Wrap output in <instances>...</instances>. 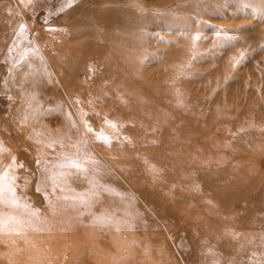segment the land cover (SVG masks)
Listing matches in <instances>:
<instances>
[{"label": "rangeland", "instance_id": "rangeland-1", "mask_svg": "<svg viewBox=\"0 0 264 264\" xmlns=\"http://www.w3.org/2000/svg\"><path fill=\"white\" fill-rule=\"evenodd\" d=\"M209 1L79 2L82 8L103 15L113 11V27H128L134 37L145 40L142 52L149 58L150 71L181 77L180 73L194 70L189 62L204 57L207 61L200 68L219 63L225 80L238 76L240 93L250 96L239 107L234 108L232 102L225 104L223 119L234 118L238 114L235 109L244 111L239 113L241 118L235 117L242 120L238 128L231 131L224 124V132L212 135L214 153L226 156L230 176L238 172L243 199L240 206L233 204L228 209L220 202L205 203L206 212L197 217L212 218L203 230L207 241L203 236L191 239L183 229L171 227L113 169L85 127L77 100L45 56L38 34L44 40H59L74 18H88L80 13L67 15L76 1L32 0L22 4L20 0H0V66L5 71L0 72V264H264V0H232L229 4L225 2L231 0H215L213 7L218 11L212 7L214 1ZM230 28L240 29L239 33ZM224 29L234 37L228 44H222L223 35H216ZM241 53L245 54L244 62L234 67ZM80 74L78 79L82 80ZM222 88L226 89L224 83L209 86L206 97L211 100L215 92L224 91ZM257 110H261L259 117L254 115ZM87 116L101 136L111 138L112 150L119 151L129 141L115 126L100 123L97 112L90 111ZM62 117H68L77 134L75 139L61 131ZM216 117V121L221 119ZM20 129L34 134L24 137ZM15 138L27 142L19 147ZM15 154L17 159L13 160ZM92 156L139 208L129 212L119 208L120 214L115 210L114 215L99 207L91 214L98 195L89 186L91 178L83 166L91 163ZM19 163L24 167H18ZM91 165L96 166L94 162ZM83 206L89 208L86 221ZM105 232L111 243L108 249L102 244ZM194 233L191 229V236ZM224 244L232 245L230 251L224 253Z\"/></svg>", "mask_w": 264, "mask_h": 264}, {"label": "bare ground", "instance_id": "bare-ground-1", "mask_svg": "<svg viewBox=\"0 0 264 264\" xmlns=\"http://www.w3.org/2000/svg\"><path fill=\"white\" fill-rule=\"evenodd\" d=\"M75 1L67 15L74 17L80 13L88 15V18H81V15L74 18L65 31L62 29L64 32L58 36L59 40H44L41 34L37 37L53 70L68 88L70 96L77 100L78 112L91 127L92 131L89 133L97 150L131 186L142 202L150 206L161 219L171 227L176 225L183 229L191 239L193 236L196 239L203 236L208 241L203 230L212 218L203 220L197 217L199 212H206L205 203L220 202L228 209L233 204L240 206L243 199L238 172L230 176L228 166H225L226 156L214 153L216 144L212 135L215 132H224L221 127L224 124H228L231 131L238 128L241 123L239 113L243 110L235 109L238 114L234 118L223 119L225 104L232 102L235 103L233 107H239L245 105L250 96H242L240 93L241 81L238 76L225 80V72L220 71L222 68L219 63L216 62L217 64L209 68H200L207 61L204 57L189 62L194 70L186 76H165L164 72H160L161 69V74L150 71L147 61L149 58L142 52L146 45L145 40L134 37L128 27L124 30L120 26L113 27L110 19L113 11L101 15L95 10L82 8L79 3L82 0ZM84 1L93 3L95 0ZM211 2L212 7L214 4L216 6L215 0ZM204 4L201 6H205ZM208 7L212 12L214 7L210 8L211 4ZM222 9L220 8L221 11ZM210 10L205 8L204 12ZM205 13L207 16L210 14ZM100 16L105 17L101 19ZM232 29L234 32L240 30ZM58 34L52 36L57 37ZM39 66L45 70L42 63ZM1 71L5 72L2 65ZM80 72L82 80L78 79ZM221 83L226 85V89L215 92L211 100L207 98L209 86ZM90 111L97 112L99 122L105 126H112L105 123L106 119L114 122L118 134L128 137L129 141L123 143L119 151L110 148L112 142L96 139L101 134L95 129L94 121L85 115ZM204 114L209 118L199 117ZM260 114L261 110H257L254 115L259 117ZM237 115L240 118H235ZM216 116L221 119L216 121ZM61 121L64 136L75 139L77 134L69 125L68 117ZM28 133L29 131L22 129L20 134L26 137L31 134ZM14 140L19 147L24 140L27 142V139ZM28 145H32L31 142ZM17 155L13 156V160L17 159ZM90 162H94L96 166L87 163L83 166V172L91 178L90 184H87L98 195L93 204V211L96 210L92 215L99 207L114 215L115 210L119 212V208L124 212L139 208L95 156H92ZM153 179L156 181H151ZM75 180L72 178L71 181ZM88 209V206L81 208L85 213V221L89 219ZM191 229L195 230V235L191 236ZM102 244L105 249L111 246L107 232L103 234ZM231 247L232 245H221L224 253L230 251Z\"/></svg>", "mask_w": 264, "mask_h": 264}, {"label": "snow or ice", "instance_id": "snow-or-ice-1", "mask_svg": "<svg viewBox=\"0 0 264 264\" xmlns=\"http://www.w3.org/2000/svg\"><path fill=\"white\" fill-rule=\"evenodd\" d=\"M20 2L22 4H26V3H31L32 0H20ZM69 2H71V0H69ZM24 27H25V25L22 24L21 25V28H24ZM228 33H229V30H227V29L217 31V33H216L217 36L223 35L225 37V39L222 41V44H228L231 40L234 39V37L230 36ZM199 38L200 37H197V39H199ZM244 59H245V54L244 53H241L240 59H238L236 61V64L234 65V67L237 66V65H242L243 62H244ZM180 75L181 76H186V75H189V74L182 72V73H180ZM85 115H87V114H85ZM105 123L111 124L113 127L115 126V123L114 122L108 121L107 119L105 120ZM84 125L88 129V131H92V129L89 126V124H88L87 121H84ZM96 139H103L105 142H110V139L111 138L110 137H106V136H97ZM17 166L18 167H24L23 163H19Z\"/></svg>", "mask_w": 264, "mask_h": 264}]
</instances>
